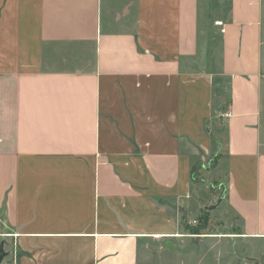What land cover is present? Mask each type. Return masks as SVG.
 <instances>
[{
	"label": "crops",
	"instance_id": "obj_1",
	"mask_svg": "<svg viewBox=\"0 0 264 264\" xmlns=\"http://www.w3.org/2000/svg\"><path fill=\"white\" fill-rule=\"evenodd\" d=\"M213 152L264 239V0H0V264H140Z\"/></svg>",
	"mask_w": 264,
	"mask_h": 264
},
{
	"label": "rangeland",
	"instance_id": "obj_2",
	"mask_svg": "<svg viewBox=\"0 0 264 264\" xmlns=\"http://www.w3.org/2000/svg\"><path fill=\"white\" fill-rule=\"evenodd\" d=\"M201 20L205 25L206 11ZM222 110L220 106L215 112L223 119ZM214 152L202 158L193 171L192 204L184 214L185 235L147 242L140 250V264H264V239L243 236L237 218L224 211L223 205L205 210L224 193L222 180L212 170Z\"/></svg>",
	"mask_w": 264,
	"mask_h": 264
},
{
	"label": "water",
	"instance_id": "obj_3",
	"mask_svg": "<svg viewBox=\"0 0 264 264\" xmlns=\"http://www.w3.org/2000/svg\"><path fill=\"white\" fill-rule=\"evenodd\" d=\"M225 198V195H222L221 197H220V199H218V201H216L215 203H212V204H209V205H206L205 206V210H207V211H212V210H214V209H216L219 205H220V203H221V201L223 200ZM4 251H3V249H1V251H0V263H1V261H2V259H3V257H4Z\"/></svg>",
	"mask_w": 264,
	"mask_h": 264
},
{
	"label": "built area",
	"instance_id": "obj_4",
	"mask_svg": "<svg viewBox=\"0 0 264 264\" xmlns=\"http://www.w3.org/2000/svg\"><path fill=\"white\" fill-rule=\"evenodd\" d=\"M223 116L228 117V116H230V113L229 112L223 113Z\"/></svg>",
	"mask_w": 264,
	"mask_h": 264
},
{
	"label": "trees",
	"instance_id": "obj_5",
	"mask_svg": "<svg viewBox=\"0 0 264 264\" xmlns=\"http://www.w3.org/2000/svg\"><path fill=\"white\" fill-rule=\"evenodd\" d=\"M196 231H197V229H196ZM196 231H194V232L196 233Z\"/></svg>",
	"mask_w": 264,
	"mask_h": 264
}]
</instances>
